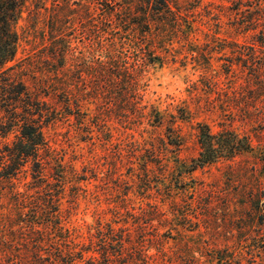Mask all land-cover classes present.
Instances as JSON below:
<instances>
[{
    "label": "rangeland",
    "instance_id": "obj_1",
    "mask_svg": "<svg viewBox=\"0 0 264 264\" xmlns=\"http://www.w3.org/2000/svg\"><path fill=\"white\" fill-rule=\"evenodd\" d=\"M128 1L27 0L18 21L20 43L8 74L37 93L44 113L60 107L52 94L60 75L51 52L58 36L70 41L77 61L108 54L143 76L134 87L141 102L136 96L128 103L121 93L95 118L94 98L83 100L81 110L92 112L84 121L93 126L92 139L74 112L63 119L58 111L54 120L43 116L51 163L62 165L56 176L64 181L61 218L84 236L98 219L119 226L134 213L149 264H264V0H169L151 43L98 50L112 31L99 38L101 4L124 7ZM133 1L136 15L142 0ZM81 77L88 81L85 72ZM4 121L0 147L18 134L16 128L2 132L8 119L0 106V125ZM202 124L214 134L247 136L253 149L193 169ZM24 169L12 185L21 191L31 180L29 166ZM0 201L1 211L8 210V195ZM15 247L20 257L32 255L30 245ZM3 249L0 243V263L10 253Z\"/></svg>",
    "mask_w": 264,
    "mask_h": 264
},
{
    "label": "trees",
    "instance_id": "obj_2",
    "mask_svg": "<svg viewBox=\"0 0 264 264\" xmlns=\"http://www.w3.org/2000/svg\"><path fill=\"white\" fill-rule=\"evenodd\" d=\"M26 2L0 0V106L8 119L7 127L2 132L7 134L13 128L18 132L11 144L5 143L0 147V186L9 188L0 191V200L4 195L10 198V206L6 211H1L6 206L0 201V243L4 244V253L10 252L8 261L0 264H149L140 231L142 225L139 219L132 220L138 217L134 213L126 210L131 214V221L128 223L127 219L119 226L115 225L117 221L113 224L114 221L98 219L93 230L89 227L84 236L77 226L66 225V219L61 218L57 204L64 189L63 179L56 178L62 176L58 170L62 165L55 163L53 166L51 163L50 145L42 123L43 116L54 120L58 111L57 117L61 115L62 119L74 112L76 120H82L80 124L83 125L85 117L92 115L91 108L87 107L85 112L81 110L85 99V102L92 100L93 103L94 98L97 109L95 118L107 111L121 93L130 97L128 103H133L136 96L141 102L143 94L134 87L143 76L134 67L121 62L119 57L117 59L108 54L96 56L92 63L83 62L80 58L77 61L70 41L63 35L58 36L55 42L60 44L51 52L52 57L58 58L61 63L59 69L56 68L60 75L55 80L52 94L59 98L60 107L52 106L50 113H47V107L44 113L45 103L39 101L37 93H31L22 80L11 79L8 74L11 66L7 67V64L14 61L19 47L17 25ZM133 4V0L126 2L124 7L122 4L119 7L101 4L97 18L100 23L99 38L105 30L112 31L108 32L110 41L107 47L98 50L109 52L108 47H112L115 51V48L125 45L142 48L152 42L156 18H159L160 11L169 9V0H142L136 15ZM61 67L64 68L62 71ZM83 72L88 81L82 79ZM81 79L82 87L79 82ZM42 88L46 92L45 88L48 87ZM142 106L141 109H144L145 105ZM100 121L98 119L96 124ZM5 124L4 121L0 126ZM85 126L84 123L86 138L89 136L88 139H92L90 134L93 126ZM198 143V155L192 159L193 169L253 149L247 136L240 137L229 130L214 134L207 124L199 127ZM260 148L264 151V144ZM25 165L29 166L31 180L23 183L25 189L21 191L17 183L16 188L12 185L13 179L19 182L26 175ZM28 189H34V192L30 194ZM78 195L79 192L74 195V201H77ZM136 230L139 231L138 238L133 240L132 234ZM19 244L30 245L29 252L32 255L28 253L20 257L14 254L19 252L15 247Z\"/></svg>",
    "mask_w": 264,
    "mask_h": 264
}]
</instances>
